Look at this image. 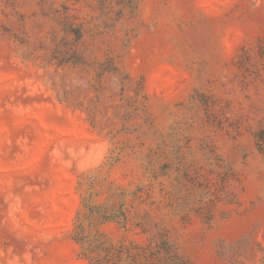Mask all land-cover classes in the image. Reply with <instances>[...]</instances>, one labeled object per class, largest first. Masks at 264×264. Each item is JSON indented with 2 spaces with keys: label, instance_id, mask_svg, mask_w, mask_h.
<instances>
[{
  "label": "rangeland",
  "instance_id": "1",
  "mask_svg": "<svg viewBox=\"0 0 264 264\" xmlns=\"http://www.w3.org/2000/svg\"><path fill=\"white\" fill-rule=\"evenodd\" d=\"M3 4L10 11L0 20V52L9 48L0 66V264H30L44 243L30 248L37 236H51V245L72 221L91 218L100 207L91 201L101 195L93 188L115 183L101 180V167L111 173L122 159L124 167L143 169V184L130 183L132 190L120 193L126 199L112 205L123 227L129 216L143 219L131 209L152 201L158 172L195 180L196 220L212 240L203 254L197 243L183 264H264V116L258 104L255 111L249 104L250 114L231 111L264 88V0H50L43 13L39 0ZM45 27L47 39L40 35ZM53 36L65 48L84 42L78 51L91 58L94 50L102 58L94 63L111 60L116 70L99 83L79 72L69 78L55 63ZM29 66L53 74L33 79ZM190 73L209 86L199 109L210 132L198 148L207 167L192 172L167 151L177 147L169 144L172 126L167 138L158 127L165 92L174 93ZM237 93L238 100L225 99ZM150 138L155 147L138 152ZM134 227L144 230L140 222ZM45 257L68 260L71 253Z\"/></svg>",
  "mask_w": 264,
  "mask_h": 264
},
{
  "label": "clouds",
  "instance_id": "2",
  "mask_svg": "<svg viewBox=\"0 0 264 264\" xmlns=\"http://www.w3.org/2000/svg\"><path fill=\"white\" fill-rule=\"evenodd\" d=\"M49 2L50 0H39L40 12L47 11ZM9 11L10 9L3 4V0H0V20H3ZM259 15L264 21V7L261 8ZM40 35L47 39L48 28L45 27L44 32ZM53 40L56 42L52 50V55L56 58L55 63L64 69L69 78L79 72L86 78V81L99 83L116 70V65L111 60L103 59L99 64L94 63V60L102 59L94 50L91 58L78 51L77 48L84 45L82 41L65 48L57 36H53ZM8 54L9 48L5 45L3 52H0V66L5 65V57ZM11 63L19 65L20 62L13 56ZM66 65L71 67H65ZM20 67L24 66L20 65ZM26 71L34 73L33 79L39 75L45 81H47V76L53 74L51 68H45L42 72L39 67L29 66ZM124 71L125 69H120L121 74ZM5 78L8 79L9 77ZM212 78L208 76L205 79ZM182 79L183 83L177 86L174 93L165 92L163 102L167 104V111L164 113L163 126L160 127L158 124V127L159 131L167 138L170 131L168 126H172L176 135L169 140V144L175 143L177 147L175 151L171 147L167 151L173 152L179 166L192 172L201 166H204L205 169L207 167L203 152L199 151L198 148L210 132L202 123L199 105L207 99L201 93L208 90L209 86L204 79H196L191 73ZM37 86H40L39 83ZM162 87L167 88L168 85ZM248 95L252 96V92L249 91ZM225 99L238 100L239 94L237 93L235 97L227 96ZM249 104L253 105V111L256 110L255 106L258 104L261 115L264 116V88H261L258 98L252 96L251 101L245 102L242 110L233 103L231 111L233 113L240 111L249 113ZM169 113L172 115L169 116ZM136 123H140V121ZM148 123L151 124V119L148 120ZM238 126L234 125V127ZM186 138L191 140L190 145L187 144ZM155 143H160L159 139H156ZM113 146L115 147V145ZM149 147H155L151 138L145 141L144 149H140L138 152L146 154ZM116 150L118 151V148ZM137 163H142V160L137 161ZM261 167L264 168V165ZM142 171V168L134 170V165L124 167L123 159L121 164L117 165L111 173L108 172L107 168L101 167L98 173L101 180L109 182L114 180L115 183H102L93 188V192H100L101 195L94 197L91 203L100 207L93 209L94 215L88 220L77 219L72 221L71 226L64 227L56 233L58 239L53 241L51 245L47 243L52 240L51 236H37L29 247L31 248L32 245L41 240L44 243L36 247L35 259L31 260L30 264H183L184 258L193 251L197 243L199 253L206 252L212 238L210 234L205 238V234L201 232L196 220L195 212L199 207L201 190L196 187L195 180L192 183H184L166 177L165 173L158 172L157 175L162 178L152 181V201H155V205H152V201L145 204H140L137 201L136 207L131 211L143 219L137 221L129 216L128 227L122 226L123 220L119 217L118 212L112 208V205L118 207L119 203L126 199V197H121L120 193L122 191L130 192L132 190L129 187L130 183L133 187L135 183L143 184L140 177ZM129 172L132 174L128 176V179L117 178L122 173ZM96 174L90 173V175ZM249 179L254 180V174ZM260 186L264 188V183ZM83 195L86 196L87 192H84ZM127 207L128 205L125 203V208ZM95 213H99V215ZM101 216L106 217L111 222H103ZM189 218L191 224L188 223ZM136 222L142 224L143 232L134 227ZM198 233L201 236L199 242L195 239ZM72 239H75L76 243H72ZM45 253L57 257L71 253V257L68 260L48 259L47 257L42 259Z\"/></svg>",
  "mask_w": 264,
  "mask_h": 264
}]
</instances>
